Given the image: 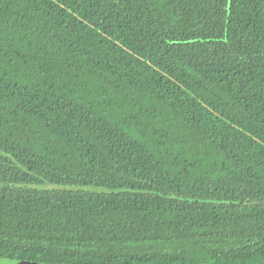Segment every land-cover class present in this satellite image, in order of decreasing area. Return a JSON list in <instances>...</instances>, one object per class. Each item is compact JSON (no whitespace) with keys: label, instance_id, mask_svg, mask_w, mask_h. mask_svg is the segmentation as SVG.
<instances>
[{"label":"trees","instance_id":"16d2710c","mask_svg":"<svg viewBox=\"0 0 264 264\" xmlns=\"http://www.w3.org/2000/svg\"><path fill=\"white\" fill-rule=\"evenodd\" d=\"M0 151L2 258L264 264V0H0Z\"/></svg>","mask_w":264,"mask_h":264},{"label":"water","instance_id":"95a60500","mask_svg":"<svg viewBox=\"0 0 264 264\" xmlns=\"http://www.w3.org/2000/svg\"><path fill=\"white\" fill-rule=\"evenodd\" d=\"M0 153H4L3 151H0ZM90 189H95L90 188ZM104 190V189H102ZM0 264H40L38 262L35 261H27V260H16V259H10V258H2L0 257ZM50 264H54V263H50Z\"/></svg>","mask_w":264,"mask_h":264}]
</instances>
